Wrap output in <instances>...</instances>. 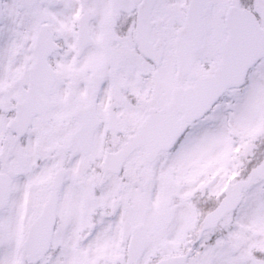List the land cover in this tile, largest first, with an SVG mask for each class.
<instances>
[{
  "label": "snow or ice",
  "instance_id": "1",
  "mask_svg": "<svg viewBox=\"0 0 264 264\" xmlns=\"http://www.w3.org/2000/svg\"><path fill=\"white\" fill-rule=\"evenodd\" d=\"M0 264H264V0H0Z\"/></svg>",
  "mask_w": 264,
  "mask_h": 264
}]
</instances>
